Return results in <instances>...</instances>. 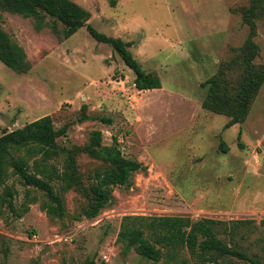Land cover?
Here are the masks:
<instances>
[{"label": "rangeland", "instance_id": "1", "mask_svg": "<svg viewBox=\"0 0 264 264\" xmlns=\"http://www.w3.org/2000/svg\"><path fill=\"white\" fill-rule=\"evenodd\" d=\"M74 1L90 11L88 22L99 31L129 41L162 87L137 89L135 72L86 26L62 39L49 26L38 29L34 17L3 11L0 23L25 49L31 68L18 73L0 61V136L51 115L57 128L68 125L67 135L57 139L66 150L47 161L59 171L71 150L87 185L107 165L77 150L93 130L102 131L106 146L117 137L123 154L148 169L135 172L130 186L115 187L113 203L87 218L90 201L80 192L63 190L52 176L66 213H50L45 191L25 184L9 165L4 185L14 194L12 205L0 197V264H168L126 250L119 231L128 214L253 220L237 236L263 260L264 82L245 120L233 127H224L230 117L202 106L211 78L234 93L250 34L243 19L250 0ZM254 39L255 62L264 64V16ZM16 156L41 173L42 153L23 148ZM46 174L40 175L48 179ZM181 256L194 264L187 251Z\"/></svg>", "mask_w": 264, "mask_h": 264}, {"label": "trees", "instance_id": "2", "mask_svg": "<svg viewBox=\"0 0 264 264\" xmlns=\"http://www.w3.org/2000/svg\"><path fill=\"white\" fill-rule=\"evenodd\" d=\"M3 11L34 17L38 29L49 26L62 39L71 37L80 27L86 26L96 40L113 47L135 72L134 83L137 89L162 87L160 76L147 72L142 67L130 50L129 41L99 31L88 22L90 11L74 0H0V19ZM243 16L250 25V34L242 48L243 71L235 82L234 93L222 91L220 79L214 77L208 82V93L202 102L203 108L230 117L225 128L245 120L250 104L264 82V64L255 62L259 45L254 39L257 20L264 16V0H250V5L243 10ZM47 17L51 20H47ZM0 61L18 73H25L31 68L25 49L11 38L1 23ZM67 130V124L57 128L52 116L45 115L21 128L5 131L0 136V187L8 176V166L12 165L14 173L19 174L25 184L44 190L49 196L51 204L47 206L48 212L64 216L66 209L63 196L51 182V177L56 176L61 181L63 190L73 188L89 199L90 204L84 214L87 218H95L113 203L115 187L130 186L134 173L146 172L148 168L143 162L126 157L117 137L113 138V144L106 146L102 143V131L93 130L90 141L77 150L86 151L89 156L102 160L107 165L103 169H97L93 181L87 185L80 177L76 155L72 150L62 171L50 162L47 164L49 157L65 149L61 148L57 139L62 135L66 136ZM23 148L42 153L44 162L42 168L38 169L44 175L50 172V177L46 174L48 179L42 177L41 173L31 172L27 159L16 156V152ZM222 148L226 151L229 146L222 142ZM3 192L1 202L7 200L12 205L14 192L11 186L4 185ZM252 221L210 217L194 220L188 215L128 214L122 218L119 239L125 242L127 251L133 247L153 263L163 260L168 264H186L188 259L181 256V253L187 251L194 264H242L241 260L251 264H264V259L251 255L237 236L241 228Z\"/></svg>", "mask_w": 264, "mask_h": 264}, {"label": "crops", "instance_id": "3", "mask_svg": "<svg viewBox=\"0 0 264 264\" xmlns=\"http://www.w3.org/2000/svg\"><path fill=\"white\" fill-rule=\"evenodd\" d=\"M231 127H233V125H232ZM229 128H230V127H229Z\"/></svg>", "mask_w": 264, "mask_h": 264}]
</instances>
